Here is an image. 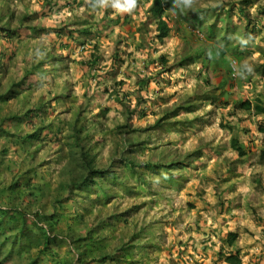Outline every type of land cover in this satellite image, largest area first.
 <instances>
[{"label": "rangeland", "instance_id": "obj_1", "mask_svg": "<svg viewBox=\"0 0 264 264\" xmlns=\"http://www.w3.org/2000/svg\"><path fill=\"white\" fill-rule=\"evenodd\" d=\"M240 1L243 0H192V6L188 7L189 13L205 12L203 27L220 29L215 33L217 39L228 27L225 48L235 55L228 52L224 58L210 56L214 42L206 41L197 28H186V35L172 31L162 42L157 41L155 26L149 19L151 0H137L139 5L132 13L123 14L111 6L108 19L102 24L104 7L78 15L73 13L77 4L72 6L70 0L65 7L56 8L48 21L40 22L39 26L48 29L79 21L96 24L90 36L84 35L103 65L98 63L94 71L120 63L105 86L113 93L109 95V90L108 94L103 92L102 96L92 98L93 109L89 111L92 127L87 129L92 145L100 151L94 155L96 164L106 166L114 159L115 163L109 167L120 181L112 184L109 179L99 180L100 190L97 187L77 193L73 190L66 194L69 198L61 199L62 207L53 212L51 207L47 208L49 214L59 215L56 234L65 233L68 238L75 232L84 235L87 228L105 221L107 226L98 230V235L104 236L102 245L110 254L117 252L120 243L131 247L132 238H136L134 242H148L149 248L134 256L140 261L137 264H227L223 257L231 250L239 253L241 264H264V73L260 72L264 64V18L257 12V7H264V0H246L251 1L245 6L247 18L239 16ZM41 3L42 0H9L14 14L11 26L17 36L10 41L0 34L3 66L0 93L20 80H24V85L13 88L9 101L2 104L1 115L14 112L18 117L24 116L29 105L26 85L31 83L25 82L26 76L22 77L25 71H29L27 75L41 72L53 75L59 81L64 73L70 76L74 58L80 55L78 51L74 53L78 42L70 45L66 41L63 47L65 32L57 36L47 30L33 38L32 33L29 35L28 30L20 28L23 12L38 11ZM108 3L112 5L113 0ZM209 9L218 10L208 13ZM113 13L130 18L117 25L112 23L116 21ZM244 28L253 29L246 35L247 47L238 39L243 38ZM199 53H203L201 58L167 72L187 56ZM88 56L86 53L80 57ZM161 56L167 59L162 66ZM245 60L253 67L250 74L243 64ZM232 61L236 62L235 76L229 72ZM123 71L126 78L116 81L117 74ZM140 79L145 80L143 85H139ZM123 85L124 93L120 91ZM118 93H123L125 110L113 98ZM242 101L251 102V113L240 109ZM259 104L263 106V114L256 115L254 107ZM21 120L1 128L5 127L9 135H24L29 125ZM119 127L124 128L118 130ZM124 137L140 142L141 146L136 145L128 154L130 142H123ZM234 137L245 156L238 157L230 148ZM29 150L30 144L16 142L11 136L9 142L0 138V181L11 184L18 180L22 188L21 184L31 176L28 170L34 167L41 177H34L32 185L46 193L50 188L45 189L41 182H50L55 187L58 180L55 171L61 164L50 162L47 173H43L41 159L25 156ZM122 155L132 161L134 178L129 166L120 164ZM148 164L159 165L157 172L146 170ZM163 165L170 167L164 170ZM45 204L48 203L44 195L40 209ZM81 213L85 214L82 225L75 220ZM229 233L237 234L233 247L227 245ZM66 251L64 243L61 248H52V253L38 262L58 264L67 258ZM35 256L33 252L32 257ZM0 264H17V260L11 258Z\"/></svg>", "mask_w": 264, "mask_h": 264}, {"label": "trees", "instance_id": "obj_2", "mask_svg": "<svg viewBox=\"0 0 264 264\" xmlns=\"http://www.w3.org/2000/svg\"><path fill=\"white\" fill-rule=\"evenodd\" d=\"M108 2L109 0H90L85 7L89 11L100 10L104 7L106 12L103 18L104 20L108 19V13L111 11V4L109 5ZM184 2L185 0H175V2L174 0H151L148 12L151 15V18H149L150 24L155 26L156 40L162 42L165 38L169 37V34L172 31L181 33L185 32L186 35V28H197L198 33L205 36L204 39L206 41L213 40L214 42V50L212 55H210L211 57H213L214 54L218 58H224L227 56L228 52H231L234 56L235 53H233L232 50L228 51V49L225 48L228 27L223 29V36L217 39L215 33L220 32V29H213V26L203 27V23L206 20L203 18L205 12L195 11L193 12L194 14L189 13L188 7L184 6ZM67 4L68 3L59 5L57 0H42L41 7L38 11L32 10L23 12L19 21V26L21 29L28 30L29 35L32 33L31 36H33V38L47 33V30H51L57 36L63 32H65L67 36H70L73 34V31L69 30L70 26L68 24H64L65 26L62 25V27L59 28L55 27L50 29L39 26L41 21L46 22L49 20L51 15L55 13L56 8L58 10L59 8L65 7ZM246 4H251V1H240L237 5V10L240 14L239 16L247 18L248 11L245 9ZM138 5L139 4H137V6ZM4 8L6 13L3 15ZM217 10L218 9H209L207 12L216 13ZM257 12L264 18V7H257ZM114 14L116 16V21H112V23H116L117 25H119L121 21L130 18L129 15H119L118 13H113L112 15ZM13 16L14 14L9 8V0H0V34H3L2 37L9 39L10 41L17 36L16 31H14L15 29L11 26ZM225 17H229V12L225 14ZM192 23L194 25H191ZM198 29H201V31ZM252 30L247 31L244 28L245 33L243 34V38L246 39V35L250 34ZM86 33L87 31L84 29L79 31V34L81 35H85ZM90 35L91 34H86L85 36ZM195 36L198 37V35ZM66 39L68 38L66 37ZM147 42L150 46L151 40H148ZM62 45L65 47L66 41ZM244 46L247 47V45ZM135 47L139 48L138 45ZM150 49H152L151 46ZM202 56L203 53H199L195 56L189 55L177 65L170 67L167 72H170L173 68L184 67L192 60H197ZM92 58H95V56L92 55ZM166 61L167 59L163 56L159 58L161 66L165 65ZM1 66L2 64L0 63V69L3 67ZM88 68L91 70L92 66H88ZM28 72L29 71H25V74L27 75ZM229 72L230 74L232 73L231 69ZM260 72L264 73V64L262 65ZM144 82V79H140L139 85H143ZM22 85H24V80H20L15 86H8L4 93H0V110L2 109V104L9 101L10 95L11 93L13 94L14 91L13 88L22 87ZM123 93H118L113 98H115L117 104L125 110L126 106L123 99ZM239 107L246 113H251L252 111V104L250 101L240 102ZM32 111L33 110H31L30 113H32ZM254 111L256 115L263 114V106L261 104L256 105ZM129 114L131 115L132 113ZM25 116L26 115L23 117ZM15 120H21V117L13 114V112H10V115L0 114V138L12 136L1 128V126L7 122ZM158 124L159 122L156 123V125ZM123 128L124 127H119L118 130H122ZM42 130L43 129L38 130L39 134ZM147 132L148 131L145 133L147 134ZM39 134L35 131L32 134L25 135L22 140L25 142L28 140L34 141L38 138ZM69 139L72 140L69 144L71 153L68 161L61 170V173L57 177V183L60 185V194L56 195L57 198L52 201L51 206L53 208L62 207L61 199L65 190H69V193L71 194L73 190L82 191L84 189L89 190L95 186L99 187V185H97L99 180L102 181L109 179L113 182L112 184H118V181H120L118 175L111 169L112 165L115 163L114 159H112L106 166H99L95 162L96 157L91 155V149L87 148L88 145H86V142L81 141L80 133H78L75 128ZM127 140L130 142L128 144L130 149L126 150L128 154L133 152V147L136 145L141 146L140 142L136 143V141H132L130 137H124L122 139L125 143ZM230 148L238 155V157L245 156L243 147L235 137L230 140ZM119 162L124 166H129L131 177L134 178L136 173L131 169L132 161L129 160V157L122 155L119 158ZM7 166L9 169V165ZM146 166V170L149 168V171L154 172L158 169L159 165L148 164ZM169 167V165H163L161 168L168 170ZM61 179L62 182L59 181ZM17 181L18 180H15L11 184L0 181V261H2V263L7 262L11 258H16L17 264H41L38 262L41 257L51 254L52 248H61L62 244L65 243L67 245V258H63L58 264H104L107 261L137 264L140 261H136L134 256H137L139 251L144 252V250L149 248L148 242H134L133 240L136 238H132V241L130 242L133 245L131 247H127L120 243V247L116 250L117 252L111 254L106 252V249L102 245L104 236L98 235V230L107 226L105 221L96 224V226H92L91 228H87L84 231V235L75 232L71 238H68L65 233L56 234L55 229L59 215L57 213L47 215L45 207L40 209V190L39 188L35 189L34 187L36 186H32L30 180L25 181L24 184L22 183V188ZM98 189H100V187ZM75 197H78V195H75ZM66 198L69 197L66 196ZM85 212H88V209H85ZM84 217V213L77 214L75 220L82 225ZM236 240L237 234L229 233L227 237V245L233 247ZM134 249L136 253L134 252ZM33 252L36 254L35 257H32ZM223 258L224 262L227 264H241V258L237 251L234 252L231 250Z\"/></svg>", "mask_w": 264, "mask_h": 264}, {"label": "crops", "instance_id": "obj_3", "mask_svg": "<svg viewBox=\"0 0 264 264\" xmlns=\"http://www.w3.org/2000/svg\"><path fill=\"white\" fill-rule=\"evenodd\" d=\"M89 1L90 0H71L72 6H74V4H77L78 7L77 10H75L74 12L71 11V13L73 12L74 14L76 13L78 15H81L82 13L90 14V11L85 7ZM69 2L70 0H60L58 1V4L60 5ZM68 8L70 7H67L66 9ZM78 10H80V13L77 12ZM65 12L67 15L69 14L67 11ZM103 21L104 20H102L100 23L102 24ZM95 25L94 23H89L88 21H79V23H73L72 25H69L71 26L69 27V30H72L73 34L67 36L68 39L65 38V41L71 43L70 45H72L73 42H78V47L76 50H74V53L75 51L80 52V55L78 54V56L74 58L75 65L70 76L64 73L63 77L59 81H57L56 77H54L53 75H48L42 72L33 75L24 74L22 76H26L25 82H31L30 84L26 85L27 91H29L27 96L28 98L26 99L29 101V105L24 109L25 111L23 112V114L26 116L21 117V119L24 120V122L29 126L27 128L26 134H17L12 135L11 137L16 142L20 141L27 145L30 144V150L28 153H25V156L29 155V158L31 160L34 159V156H36L37 159H41L43 162L41 164L43 173H47L46 168L48 167V163L57 162L61 165L56 168L55 176H59L71 153L69 144L72 140L69 139V137L71 136L74 128L78 131V133H80L81 141L86 142L87 144H85L88 145L87 148L91 149L92 156L99 154L100 152L94 148V144L92 145V143L94 142L90 137L91 134L87 130L88 128L92 127V123L89 120V111L93 109L92 102L94 101H92V98L102 96L103 92L108 94V90H111L109 89V87L105 88V86L111 82L109 77L110 75L113 76V74H115L113 73L116 72L114 68L118 67L117 65H119L120 63L117 64L114 62L112 64H108L104 69L101 67V71L103 70L104 72L94 71L93 67L98 63L100 64V66H103L100 62L101 59L95 54L96 51H94V46L89 45V43L91 44V42L88 41L89 39H87L84 35L79 34V31H82L84 29L85 31H87L86 34H92L95 31ZM83 40L84 42H82ZM80 50H84L87 54H89V56L85 58L80 57L82 54H86L85 52H81ZM92 55H96L95 58H92ZM88 66H92V69L90 70ZM124 72L125 71L119 72L117 74L115 78L116 81L126 78ZM96 74H101V76L97 77ZM102 83L105 84L102 85ZM124 87L125 85H123V87L120 89L121 92L125 90ZM111 97L113 96H110V98ZM23 100L25 104L26 100ZM31 110H33L32 113H30ZM17 121L20 120L11 122L13 123ZM7 123L3 125L6 127ZM40 129L43 130L39 134L38 130ZM35 131H37L39 136L34 141L28 140L25 142L22 140L25 135L32 134ZM9 137H6V139L2 137V140L9 142ZM30 168L31 169L28 170V173L31 175L30 178L32 179L29 178L28 180H30V184H32V180L34 179V177L39 179L41 177V174L39 173L40 175H38V173H36V171L38 170H33L34 167ZM59 181L62 182V179ZM41 184H44L45 189L50 188V190H46V193L43 190L40 192V194L41 196L45 195L47 199L48 204H45L46 214L52 215V213L49 214L47 212V208L51 207L52 212L54 209H56L53 208L51 204L52 201L57 198L56 195L60 194V185L57 183L55 187H53V184L51 185L50 182L46 183V181H43V183L41 182ZM97 185H99L100 187V184L97 183ZM99 187H97L96 190H100L98 189ZM68 193L69 190H65L63 192L62 198H66V194ZM74 193H77V191H74ZM84 223H86V221H84Z\"/></svg>", "mask_w": 264, "mask_h": 264}, {"label": "clouds", "instance_id": "obj_4", "mask_svg": "<svg viewBox=\"0 0 264 264\" xmlns=\"http://www.w3.org/2000/svg\"><path fill=\"white\" fill-rule=\"evenodd\" d=\"M174 2H175V0H174ZM111 6L114 9H116L118 12H122V13H132L133 10L136 9V7H137V0H113V3H112ZM184 6L185 7H191L192 6V0H185ZM238 39H239V42L241 44H243V45H247L248 42H249L248 40L243 39V38H240V37H238ZM243 64L248 69V73L249 74L253 72V67H252V65L247 60H245L243 62ZM233 68H234V71H233ZM230 69L232 71V73H231L232 76H235V73H236V62L235 61H232L231 62ZM244 78H246V76L243 77L242 79H244ZM110 92L113 93V91L110 90L109 91V95L111 94ZM114 100H116V99L114 98Z\"/></svg>", "mask_w": 264, "mask_h": 264}, {"label": "built area", "instance_id": "obj_5", "mask_svg": "<svg viewBox=\"0 0 264 264\" xmlns=\"http://www.w3.org/2000/svg\"><path fill=\"white\" fill-rule=\"evenodd\" d=\"M233 71H234V68H233Z\"/></svg>", "mask_w": 264, "mask_h": 264}]
</instances>
